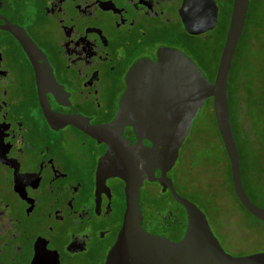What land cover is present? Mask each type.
Wrapping results in <instances>:
<instances>
[{
  "label": "flooded vegetation",
  "instance_id": "obj_1",
  "mask_svg": "<svg viewBox=\"0 0 264 264\" xmlns=\"http://www.w3.org/2000/svg\"><path fill=\"white\" fill-rule=\"evenodd\" d=\"M232 4L233 0H0V264H104L122 225L125 183L110 175L106 142L66 119L90 125L112 121L129 68L141 59L156 61L163 49L186 54L212 81ZM231 73L242 85L235 123L228 86L242 183L249 199L260 206L264 0L248 2ZM121 134L130 143L138 140L130 126ZM142 142L150 145L146 139ZM175 163L166 176L176 192L189 199L175 184ZM248 166L261 178L257 188L245 183ZM227 180L226 174L225 185ZM146 184L156 190L143 193ZM139 195L142 227L180 241L186 212L169 189L144 181ZM222 248L232 256L257 253L234 254Z\"/></svg>",
  "mask_w": 264,
  "mask_h": 264
},
{
  "label": "water",
  "instance_id": "obj_2",
  "mask_svg": "<svg viewBox=\"0 0 264 264\" xmlns=\"http://www.w3.org/2000/svg\"><path fill=\"white\" fill-rule=\"evenodd\" d=\"M249 0H233L229 26L212 81L194 61L176 49H163L156 61L141 59L125 76V89L115 117L104 125L68 118L90 136L105 141L110 175L125 183V210L117 237L104 264H264V251L232 256L213 234L203 211L180 196L166 176L174 165L191 124L206 99L211 98L217 132L230 165V180L241 206L264 222V208L251 201L244 189L239 152L229 113L228 86L233 54ZM198 32L199 30H192ZM132 127L138 140L130 143L121 134ZM146 139L150 145H145ZM160 175H155V170ZM144 181H156L186 212L183 238L173 242L142 227L139 193Z\"/></svg>",
  "mask_w": 264,
  "mask_h": 264
},
{
  "label": "rangeland",
  "instance_id": "obj_3",
  "mask_svg": "<svg viewBox=\"0 0 264 264\" xmlns=\"http://www.w3.org/2000/svg\"><path fill=\"white\" fill-rule=\"evenodd\" d=\"M247 53L248 49L244 47L243 54ZM229 77L230 112L235 123L238 121V99L242 94V85L233 73ZM179 154L172 172L175 184L203 211L221 245L234 254L264 251V222L248 214L226 191L227 161L210 98L205 100L195 116ZM249 162L247 159V164ZM245 172L247 186L257 188L261 178L250 166ZM155 190L154 185L146 184L143 193ZM258 199L264 208L263 192L258 194Z\"/></svg>",
  "mask_w": 264,
  "mask_h": 264
},
{
  "label": "trees",
  "instance_id": "obj_4",
  "mask_svg": "<svg viewBox=\"0 0 264 264\" xmlns=\"http://www.w3.org/2000/svg\"><path fill=\"white\" fill-rule=\"evenodd\" d=\"M211 99V98H210ZM248 113L249 112H245V117H248ZM220 142H221V140H220ZM221 145H222V143H221ZM223 147V146H222ZM223 150H224V148H223ZM225 153V152H224ZM227 182H226V185H225V188H226V191H227V193L229 194H231L235 199H236V196H235V194H234V191H233V188H232V184H231V180H230V173H229V170H228V173H227ZM237 200V199H236ZM242 207V206H241ZM243 208V207H242ZM244 209V208H243ZM247 212V211H246ZM248 213V212H247ZM249 214V213H248ZM252 216V215H251ZM253 217V216H252ZM256 219V218H255Z\"/></svg>",
  "mask_w": 264,
  "mask_h": 264
}]
</instances>
